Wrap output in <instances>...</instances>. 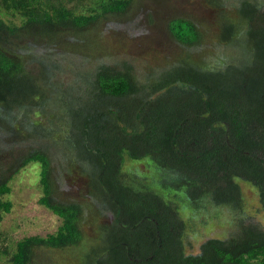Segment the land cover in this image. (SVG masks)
Masks as SVG:
<instances>
[{"label": "trees", "instance_id": "trees-1", "mask_svg": "<svg viewBox=\"0 0 264 264\" xmlns=\"http://www.w3.org/2000/svg\"><path fill=\"white\" fill-rule=\"evenodd\" d=\"M133 1L78 12L65 0H0V207L11 211V181L40 163V202L63 219L4 264H32L41 247L72 249L74 264H264V0H206L214 27L172 20L185 50L144 72L129 59L98 57L90 69L36 50ZM75 68L74 81L61 77ZM71 171L86 196L61 191ZM242 181L258 195L259 224ZM225 208L234 232L190 249L194 217Z\"/></svg>", "mask_w": 264, "mask_h": 264}, {"label": "rangeland", "instance_id": "rangeland-1", "mask_svg": "<svg viewBox=\"0 0 264 264\" xmlns=\"http://www.w3.org/2000/svg\"><path fill=\"white\" fill-rule=\"evenodd\" d=\"M65 1L69 7L78 8V12H88L90 6L101 10L100 3L104 0ZM176 18H190L202 29L212 27V24L214 27L216 23L215 13L206 0H134L124 13H108L79 33L74 30L63 32L58 35L57 40L46 38L36 42L35 46L37 51L50 52L62 62L71 60L70 62H75V66L87 62L85 66L92 69L95 65L92 62L95 63L98 57H103L110 63H114V59H129L137 65L138 70L144 72L151 63L159 64L168 59L173 61L172 58L185 50L170 31L171 21ZM13 19L17 24L22 22L20 15H15ZM203 50L206 51L204 48ZM81 68L83 71L86 69ZM67 71L61 77L65 80L74 77L73 80H68L74 81L79 68ZM41 178V164L32 163L21 170L10 183L12 192L4 197V201H12L11 211L7 212L0 207V248L7 247L9 254L0 258V264L9 261L10 255L16 252L19 241L33 235L47 237L56 234L63 224L59 215L40 202L45 194ZM58 181L63 184L61 191L71 198L87 195L85 179L77 171L64 173ZM242 185L246 205H249L245 214L249 212L252 216L248 221L259 224L253 214L254 208L257 212L258 195L252 185L243 181ZM223 212L218 218H213L210 214L194 217L197 221L187 232L186 244L190 249L195 248L194 251L198 252L201 243L209 236H226L234 232V212L227 208ZM257 218L260 221L263 217ZM85 230L90 233L87 223ZM73 257L72 249L41 247L32 264H74Z\"/></svg>", "mask_w": 264, "mask_h": 264}]
</instances>
